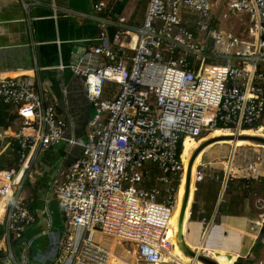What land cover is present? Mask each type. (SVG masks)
Masks as SVG:
<instances>
[{
    "label": "built area",
    "instance_id": "built-area-1",
    "mask_svg": "<svg viewBox=\"0 0 264 264\" xmlns=\"http://www.w3.org/2000/svg\"><path fill=\"white\" fill-rule=\"evenodd\" d=\"M108 6L105 0L94 4L104 33L113 21L104 16ZM186 15L212 20L216 27L207 25L211 33L198 37L187 28ZM229 20L239 23L235 35L228 30ZM112 23L120 26L116 43L104 37L80 46L70 64L84 79L93 108L83 142L67 138L66 122L45 93L40 67L0 74V97L10 109L0 126L4 264H166V257L175 256L180 187L189 168L184 140L203 132L208 137L264 136V0H149L140 25ZM246 26L249 36L240 38ZM228 41L234 42L230 49ZM64 141L80 153L57 181L63 235L53 238L55 255L49 261L17 262L13 234L25 233L36 221L26 190L34 163L40 152ZM16 144L20 167L2 169L3 156ZM233 159L223 172L214 211L203 220L201 243L193 250L219 264L220 251L235 255L233 264L264 251L248 249L264 227V166ZM152 166L159 171L155 176ZM192 170L198 178L203 175L195 166ZM153 181L157 185L149 186ZM237 183L244 185L241 197L254 203L240 199ZM241 206L256 210L252 230L232 220Z\"/></svg>",
    "mask_w": 264,
    "mask_h": 264
},
{
    "label": "crops",
    "instance_id": "crops-1",
    "mask_svg": "<svg viewBox=\"0 0 264 264\" xmlns=\"http://www.w3.org/2000/svg\"><path fill=\"white\" fill-rule=\"evenodd\" d=\"M99 1L101 0H0V74L35 65L40 67L39 74L45 93L55 101L58 116L66 122L67 138L81 142L87 138V126L93 108L86 99L84 79L76 75L70 66L74 54L78 47L91 46L93 42H100L104 37L110 44L116 43L115 36L120 26L112 22L125 23L128 26L140 25L149 2L145 0L147 5L143 6L142 0H129L123 13L114 20L110 17L114 4L105 0L109 6L104 16L113 21L107 25V31L104 33L100 29L99 21L94 17V4ZM209 24L210 22L197 25L189 23V26H186L198 37L204 38L209 34ZM110 34L113 38H110ZM61 64L68 67L60 68ZM6 108L0 105V114H4ZM202 134L196 140H184V145L190 140L195 144L189 155L199 143L208 138L204 132ZM239 145L235 142L213 144L196 160L194 166L203 172V175L198 178L193 173L184 225V242L193 250L194 246L201 243L205 227L203 220L212 215V211L201 208V203L206 202L207 195L211 203L214 199L216 203L221 189L219 186L222 187L223 172L230 163L227 162V156L232 153V149L237 152ZM213 147H227V152L223 157L212 154ZM260 152H264V148ZM79 153V147L64 141L40 152L36 158L32 177L26 185L28 202L35 210L36 221L25 233L19 236L13 234L12 251L17 262L29 260L44 263L54 257L53 238L62 237L65 221L60 206L53 212L50 207L54 202L58 203L59 177ZM234 161L240 162V159ZM152 169L155 172L153 176L159 173L155 166H152ZM154 185H157L154 181L149 184ZM158 186L167 188L166 185ZM182 190L180 187V192ZM163 194L165 195V192ZM177 248L178 246L174 252Z\"/></svg>",
    "mask_w": 264,
    "mask_h": 264
},
{
    "label": "water",
    "instance_id": "water-1",
    "mask_svg": "<svg viewBox=\"0 0 264 264\" xmlns=\"http://www.w3.org/2000/svg\"><path fill=\"white\" fill-rule=\"evenodd\" d=\"M128 2L129 0H116L113 7L111 8L110 17L114 20H117L119 16L123 13ZM110 38H113L112 34H110ZM209 41H210V37H207L205 44H204V50H207ZM227 141L235 142V143L239 141H250V142L264 144V136L244 134V135H239L238 137H235L234 135H218V136L208 137L206 140L199 143V145L193 150V152L190 155L189 163H188L189 168L185 174L182 198H181L178 216L176 220V228H177L176 244L178 248L180 249V251L183 253V255L188 260L196 259L201 264H219V263L216 260L208 256L197 255V253L193 251V249L189 248L184 242V225H185V220H186V211H187L189 201H190L192 181H193V172L191 169L194 167L199 155L207 147L215 143H218V142H227Z\"/></svg>",
    "mask_w": 264,
    "mask_h": 264
},
{
    "label": "rangeland",
    "instance_id": "rangeland-1",
    "mask_svg": "<svg viewBox=\"0 0 264 264\" xmlns=\"http://www.w3.org/2000/svg\"><path fill=\"white\" fill-rule=\"evenodd\" d=\"M185 20H186V25H188V26H189V23L192 24V25H197V24H202V23L206 22V20H204L203 18H201V17H199L197 15H188V16L185 17ZM248 26L251 28L253 25L252 24H248ZM248 26L242 28V32L239 35L240 38L249 36L248 35L249 34V32H248L249 29H247ZM233 45H234V42L228 41V47H229V49L231 47H233ZM203 62L209 63L211 61L210 60H204ZM107 86L109 87V89H115L116 88L112 84H107ZM204 134H206L208 136L209 135V132H204ZM192 139L193 140H196L197 138H192ZM241 142H243V143H241ZM237 143L240 144L239 147H238L237 152H236L235 149L234 150L232 149V153L231 154H228V156H227V162H230L231 161V158L234 157L233 161L236 160V159L237 160L240 159V161L242 162V164H248V163L251 162V163H254L259 168L260 167L259 166V158H260L261 153H262L260 151L263 150L264 144L250 142V141H239ZM254 146H256V148H254ZM191 148H193V147H191ZM183 151H185V153H186L184 143H183ZM226 152H227V147H219V148L213 147V148H211V153L212 154L219 155L221 157H223ZM186 154L188 155V153H186ZM224 158H226V156ZM247 158L252 159V161L248 160ZM221 186H222V183H221ZM219 188H221V187L219 186ZM208 196L209 195H207L206 202L204 204L201 203V208L202 207H205L206 208V211H209V212L212 211V213H213V210H214L213 207H214V204H215V202H214L215 199L211 203L210 198H208ZM56 208L59 209V204L57 202H54L53 204H51L50 210L52 212L54 210H56ZM193 248H196V246H194ZM0 253H2V252H0ZM252 263L253 264H264V251L263 252H257L251 258H240L236 262V264H252Z\"/></svg>",
    "mask_w": 264,
    "mask_h": 264
},
{
    "label": "bare ground",
    "instance_id": "bare-ground-1",
    "mask_svg": "<svg viewBox=\"0 0 264 264\" xmlns=\"http://www.w3.org/2000/svg\"><path fill=\"white\" fill-rule=\"evenodd\" d=\"M227 27H228L229 32L232 35H235L239 31V29H238L239 23H237V21H235V20H229ZM262 130L264 131V127H262ZM221 143H223V142H218V143H215L214 145H219ZM226 143H229V142H226ZM241 143H243V142H241ZM194 145L195 144H194V142H192V140L187 141L185 143L186 153H189L192 149L191 147H194ZM259 162L264 166V152L261 153V156L259 158ZM253 186H254V184H253ZM234 187L238 188V190H236V194L240 197V199L243 202H253V203L255 202V200H252L248 197H241L242 192H240V189L243 188L244 185H240L239 183H237V184H234ZM254 187H256V186H254ZM256 188L253 190H249V192L254 193ZM255 213H256V210L254 209L253 206H245V207L241 206L236 211V215H234L232 217V220L234 222L238 223L239 225H242L243 227H245L249 230H252L254 228ZM263 240H264V227L261 229V231L258 234L254 235L252 237V241H251L248 249L260 251L261 248L264 247V243H260ZM173 255H175V256L166 257L164 260V263H166V264H184V262H189V260L183 255V253L180 251L179 248H177L176 251L173 252ZM218 256H219V260H220L221 264H233L236 261L235 255H233L232 253H229V252L220 251ZM174 257L179 258L178 263H173L171 261V258H174ZM197 263L201 264L200 262H197Z\"/></svg>",
    "mask_w": 264,
    "mask_h": 264
},
{
    "label": "trees",
    "instance_id": "trees-1",
    "mask_svg": "<svg viewBox=\"0 0 264 264\" xmlns=\"http://www.w3.org/2000/svg\"><path fill=\"white\" fill-rule=\"evenodd\" d=\"M115 1L116 0H110V3L113 5L115 3ZM143 1H144V3H143ZM141 3H142L143 6H146L147 5V3L145 2V0H142ZM133 26H136V25H133ZM211 27H216V23L214 21H212V20L210 22V28ZM0 105H2V106L4 105V106L7 107L6 108L7 110L5 111V113L4 114H0V126H1V125H3L5 115L8 113V111L10 109H9V106L6 105L3 102V100H2L1 97H0ZM19 150H20V148H19L18 144H16L13 148H11L7 152L6 155L3 156L2 163H1V168L2 169H6V168H15V169H17V168L20 167V165L22 163V159H21L20 151Z\"/></svg>",
    "mask_w": 264,
    "mask_h": 264
}]
</instances>
